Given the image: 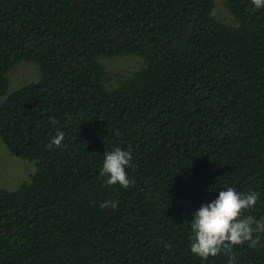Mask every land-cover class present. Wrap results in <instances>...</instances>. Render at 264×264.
Masks as SVG:
<instances>
[{
  "label": "trees",
  "instance_id": "16d2710c",
  "mask_svg": "<svg viewBox=\"0 0 264 264\" xmlns=\"http://www.w3.org/2000/svg\"><path fill=\"white\" fill-rule=\"evenodd\" d=\"M226 1L235 26L213 0H0V138L36 167L0 189V264H264V233L190 250L221 190L257 193L244 214L264 218V8ZM125 54L145 66L109 89L101 59ZM21 62L39 79L9 93ZM116 147L132 150L129 188L99 174Z\"/></svg>",
  "mask_w": 264,
  "mask_h": 264
},
{
  "label": "clouds",
  "instance_id": "9594fccd",
  "mask_svg": "<svg viewBox=\"0 0 264 264\" xmlns=\"http://www.w3.org/2000/svg\"><path fill=\"white\" fill-rule=\"evenodd\" d=\"M254 10L264 8V0H251ZM55 122V121H53ZM65 139V133L57 130L48 144L60 148ZM133 156L131 148H114L104 153L103 165L100 170L101 177H107L108 186L119 184L129 188L135 181L128 178L126 169L132 166ZM258 202V194L250 191L247 194L238 193L234 188L228 187L219 191L218 198L210 203H203L195 212L191 220L190 250L197 257L207 260L220 253L229 255L235 246L249 242L255 248L260 243L257 233H264V218L257 220L252 215L244 213L254 209ZM119 201L105 200L99 207L103 210L112 208L116 210ZM166 249L171 245L164 244ZM231 264V262H230Z\"/></svg>",
  "mask_w": 264,
  "mask_h": 264
},
{
  "label": "rangeland",
  "instance_id": "374dc122",
  "mask_svg": "<svg viewBox=\"0 0 264 264\" xmlns=\"http://www.w3.org/2000/svg\"><path fill=\"white\" fill-rule=\"evenodd\" d=\"M213 17L227 26L236 23L229 12L226 0H213ZM105 70L106 84L109 89L117 88L126 78L132 77L145 66V61L138 55L125 54L101 59ZM39 66L31 62H21L9 72L10 92L38 81ZM2 99L0 100V103ZM36 173L35 164L13 156L0 138V189L16 190L22 184L29 182Z\"/></svg>",
  "mask_w": 264,
  "mask_h": 264
}]
</instances>
